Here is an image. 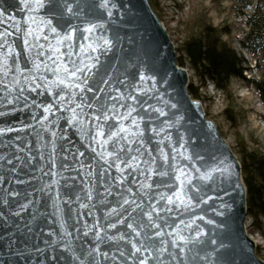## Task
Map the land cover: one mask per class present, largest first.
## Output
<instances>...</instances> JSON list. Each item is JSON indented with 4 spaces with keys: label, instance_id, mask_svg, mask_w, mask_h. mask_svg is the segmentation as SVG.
<instances>
[{
    "label": "water",
    "instance_id": "obj_1",
    "mask_svg": "<svg viewBox=\"0 0 264 264\" xmlns=\"http://www.w3.org/2000/svg\"><path fill=\"white\" fill-rule=\"evenodd\" d=\"M177 59L149 0H0V264H136L135 232L164 264H264L242 164Z\"/></svg>",
    "mask_w": 264,
    "mask_h": 264
},
{
    "label": "rangeland",
    "instance_id": "obj_2",
    "mask_svg": "<svg viewBox=\"0 0 264 264\" xmlns=\"http://www.w3.org/2000/svg\"><path fill=\"white\" fill-rule=\"evenodd\" d=\"M149 1L175 44L177 57L189 70L190 85L197 90L207 119L217 124L241 164L248 154L264 155V130L260 128L264 126V93L258 87L259 83L264 87V49L249 51L242 42L258 0ZM206 25L224 30V41L244 69L241 77L231 78L226 91L218 89L209 78L201 79L182 49L184 42L199 35ZM247 228L250 236L258 240L257 255L264 260V228L259 230L250 216Z\"/></svg>",
    "mask_w": 264,
    "mask_h": 264
},
{
    "label": "trees",
    "instance_id": "obj_3",
    "mask_svg": "<svg viewBox=\"0 0 264 264\" xmlns=\"http://www.w3.org/2000/svg\"><path fill=\"white\" fill-rule=\"evenodd\" d=\"M264 0H258L253 16L249 17V31L245 34L243 44L249 51L264 49ZM263 11V12H262ZM224 30L213 25L203 27L199 35L193 36L183 44L192 69L201 78H209L215 86L223 91L228 90L231 78L241 77L244 69L235 51L223 39ZM178 64L183 60L178 57ZM263 84L258 87L264 93ZM189 93L199 98L192 85ZM243 176L247 186L248 215L259 230L264 228V155L248 154L243 164Z\"/></svg>",
    "mask_w": 264,
    "mask_h": 264
},
{
    "label": "snow or ice",
    "instance_id": "obj_4",
    "mask_svg": "<svg viewBox=\"0 0 264 264\" xmlns=\"http://www.w3.org/2000/svg\"><path fill=\"white\" fill-rule=\"evenodd\" d=\"M58 51V50H56ZM69 57H71V51H69L68 53ZM74 63V62H73ZM82 69H75L72 73H70V75H75L77 71H81ZM64 71H68L67 67L65 66L64 68ZM61 83H63V81H61ZM130 99H134V97H130ZM132 111H134V109H130L127 116L123 117V119H127L128 116H131L132 114ZM99 118V117H98ZM104 119H108V116L105 115L104 116ZM132 124L133 125H136L138 127V123L135 119L132 120ZM130 130L128 128H125L123 127V125L121 124L120 127H119V131L117 133H114L112 135H119L120 133H128ZM99 135H102V133H99ZM133 136L137 135V133H132ZM111 138V136L109 137ZM122 139H125L127 140V136H124L122 137ZM134 141H129V143H132ZM104 143H107V141H104ZM113 151L115 152L116 151V148L114 147ZM137 152L140 151V148L138 147L136 149ZM127 152H132V149L131 148H128L127 149ZM111 155V153L109 154ZM136 160V157L135 156H130L128 157V161H124L123 159L120 161V162H123V163H126V166L127 167H133V164L131 163V161H135ZM117 167H119V164H116ZM121 171H123V169H121ZM169 203H172L173 201L171 199H169L168 201ZM124 203H128L127 200L124 201ZM181 203H183V201H181ZM147 215L149 216V218H151V213H147ZM121 223H123V221H120ZM113 227H115V225H113ZM128 228H132V225L131 224H128L127 225ZM140 227H144L143 225H141ZM156 227H159V225H156ZM133 231L135 232V229H133ZM156 236H162L163 233L162 232H159V233H155ZM140 236V233L139 232H135V237H139ZM135 237L133 238H129L128 240V243L129 244H132L133 248H134V252H131L129 255L136 260V264H148V256H145L144 253L145 252H149V249H152V250H155L157 252V256L154 258V260L156 261H159V264H164V261L161 259V253H164V252H168V250L166 248H162V247H159L158 245H156L155 243H152V244H147V243H144V242H140L139 246L137 247L136 246V240H135ZM119 239H124L123 236H120ZM149 240H153V237L149 236L148 237ZM161 243H165L163 241H161ZM137 253H140L141 255L140 256H137L136 254ZM121 256L124 255V253H121L120 254ZM175 256L174 253H171L169 252L168 253V257H169V260H168V264H172V261H173V257Z\"/></svg>",
    "mask_w": 264,
    "mask_h": 264
},
{
    "label": "bare ground",
    "instance_id": "obj_5",
    "mask_svg": "<svg viewBox=\"0 0 264 264\" xmlns=\"http://www.w3.org/2000/svg\"><path fill=\"white\" fill-rule=\"evenodd\" d=\"M260 128L262 129V130H264V126H260ZM253 238V240L255 241V242H257V244H258V240L255 238V237H252Z\"/></svg>",
    "mask_w": 264,
    "mask_h": 264
}]
</instances>
